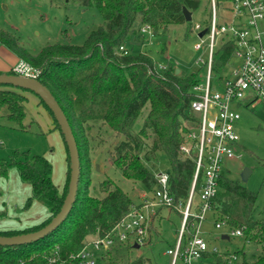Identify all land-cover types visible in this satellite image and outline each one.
Listing matches in <instances>:
<instances>
[{"label":"trees","instance_id":"trees-1","mask_svg":"<svg viewBox=\"0 0 264 264\" xmlns=\"http://www.w3.org/2000/svg\"><path fill=\"white\" fill-rule=\"evenodd\" d=\"M71 2L82 8L95 7L103 18V24L93 30L82 45L54 43L34 53L21 43L15 33L0 28V44L20 61L41 72L38 80L52 92L69 120L81 162L77 199L66 220L37 242L14 247L0 246V264H77L73 256L90 240L109 234L129 212L140 208L141 205L112 179L101 183L98 195L90 193V139H95L97 135L93 134H98L104 128L111 131L117 140L110 158L113 166L126 179L139 183L148 193L154 192L158 187L157 177L148 165L155 160L157 153H161L169 165L170 193L175 205L180 202L185 204L191 189L196 164L193 159L183 157L179 147L183 135L196 121L191 113L194 99L191 90L200 81L202 69L182 76L168 62L166 70H159L162 63L158 57L167 48L164 41L161 45L152 46H160V50L154 48L142 51L132 47L125 55L120 48H126L130 42H147L148 36L141 32L143 26L151 27L155 40H163L171 26L190 23L185 20L183 10L186 8L193 14L199 9L200 0ZM216 2L218 6L224 7L230 0ZM190 28L187 27L189 32ZM233 49V43L228 42L216 53L214 72L217 75L231 58ZM8 74L15 73L12 70ZM25 92L29 91L0 85V116L5 110L6 117L22 128H25L27 117L25 103L28 98ZM39 101L54 119L45 103L40 98ZM148 105V115L141 129L136 132L135 124ZM54 121L56 129L60 130ZM68 161L67 182L62 194L52 180V164L46 157L27 151L16 153L9 162L0 161V174H7L11 167H15L21 181L31 187L32 194L27 206L38 201L49 211V216L37 225L25 229L0 230V236L36 232L52 221L60 212L68 193L69 157ZM218 182L219 191L213 199L211 211L215 226L224 223L227 230H241L244 245H255L257 253L248 260L244 249L234 253L210 251L207 258L211 264H227L230 256L235 254L237 257L243 256L240 264H264V216H254L258 193L249 190L241 179L229 178L224 170ZM201 183L200 176L195 189V201L198 200ZM162 209L158 210L157 216ZM171 212H176L181 218L174 209ZM156 218L149 226L150 235L156 231ZM156 234L159 236L158 231ZM138 249L131 243L117 244L98 264H146L151 260L144 255L133 257Z\"/></svg>","mask_w":264,"mask_h":264},{"label":"rangeland","instance_id":"rangeland-1","mask_svg":"<svg viewBox=\"0 0 264 264\" xmlns=\"http://www.w3.org/2000/svg\"><path fill=\"white\" fill-rule=\"evenodd\" d=\"M200 2V7L192 14V21L189 24L171 26L166 38L161 41L153 39L143 44L130 42L126 49L134 47L135 50L142 51L154 48L160 50V46H155L159 43L161 45L164 41L167 48L165 53L158 57L160 63L171 62L180 70L182 76L199 71L201 66L197 65L196 61L201 54L204 58L207 57V44L203 45L202 51H195L194 46L200 39L194 27L205 26L211 17L210 0ZM225 6H218L219 23L232 20V15ZM102 24V15L95 7L82 8L71 0H0V28L15 33L21 43L34 53L48 44L82 45L89 34ZM187 27H191V32ZM153 45L155 46L152 47ZM3 49L7 51L5 47ZM1 57H4L2 51ZM200 74L204 75L205 71L202 69ZM25 94L28 98L25 103L27 111L25 128L8 119L5 110L0 116V161L9 162L16 153L27 151L32 155L46 157L52 164V180L62 194L68 175L67 144L61 131L56 129L52 115L40 104L39 98L31 92ZM238 111L241 119L236 126L240 137L237 152L241 157L226 161L224 172L235 180L241 179L244 169L250 170L248 180L242 183L249 190L258 193L254 216L260 218L264 216V105L246 102ZM148 112L149 105L144 108L135 124L136 132L143 126ZM93 135L97 137L90 139L91 195H98L101 183L106 179H112L139 203L140 193H144L143 188L139 183L126 179L111 161L110 153L117 141L114 134L104 128ZM151 142L150 139L149 143ZM148 166L155 174L169 171L167 160L161 153H157L155 160ZM31 194V187L21 181L15 167H11L7 174H0V230L25 229L37 225L49 216L48 209L38 201H33L27 206ZM156 219L154 228L159 236L156 231L151 235L148 233V243L138 249L133 257L144 255L150 258L146 264H171L167 250L177 239L181 218L176 212L162 209ZM223 234H228L227 228L216 229L213 215L208 213L202 228V236L211 249L216 248L220 252L244 249L248 260L257 253L256 246L249 243L244 245L241 237L230 236L229 240H224ZM242 259L243 256H238L237 264H240Z\"/></svg>","mask_w":264,"mask_h":264},{"label":"built area","instance_id":"built-area-1","mask_svg":"<svg viewBox=\"0 0 264 264\" xmlns=\"http://www.w3.org/2000/svg\"><path fill=\"white\" fill-rule=\"evenodd\" d=\"M210 2L209 21L205 26L194 27L200 39L194 46L195 51H202L203 45L207 44V57L201 54L196 61L205 74H200V81L191 90L194 96L191 113L196 121L183 135L179 147L180 154L193 159L196 164L187 201L175 205L170 193V173L156 174L158 187L155 191H144L140 208L129 212L109 234L90 240L73 256L77 264H98L117 244L145 246L149 226L160 208L174 209L181 215L177 239L174 246L167 250L171 264H211L207 253L220 252L210 248L202 236V228L219 191L218 181L225 162L241 157L237 152L240 137L236 128L241 119L239 107L246 102L264 105V0H230L225 8L228 7L226 9L231 13L232 20L227 23L218 22L217 2ZM203 31H206L205 34L199 37ZM141 32L149 40L154 39L150 26H143ZM228 42L234 45L233 53L217 75L214 72L215 56ZM120 51L128 55L126 48L121 47ZM166 69V64L159 65V70ZM13 72L33 79H38L41 73L24 61H20ZM200 176L202 183L195 201ZM215 227L222 229L225 224L218 223ZM228 235L243 236L241 230L233 229H228ZM237 260L238 257L232 254L227 264H236Z\"/></svg>","mask_w":264,"mask_h":264},{"label":"water","instance_id":"water-1","mask_svg":"<svg viewBox=\"0 0 264 264\" xmlns=\"http://www.w3.org/2000/svg\"><path fill=\"white\" fill-rule=\"evenodd\" d=\"M183 11L185 20L187 22H191L192 13L186 8H184ZM205 32L206 31L200 33L199 37H202ZM176 73L179 74L180 70L177 69ZM0 85L13 86L15 88L29 91L37 95L45 103L48 109L52 112L54 119L60 127V131L67 144L70 159L69 188L60 212L52 219L49 224L36 232L14 236H0V246L14 247L37 242L45 238L50 233L59 228L66 220L68 215L71 213L77 199L79 179L81 174V162L77 141L69 120L52 92L42 82H40L38 79L23 77L16 74L2 73L0 74ZM249 174L250 170L244 169L241 176V181L246 182L248 180ZM222 239L229 240L230 238L228 235H223ZM136 248L138 249L139 247L136 246Z\"/></svg>","mask_w":264,"mask_h":264},{"label":"crops","instance_id":"crops-1","mask_svg":"<svg viewBox=\"0 0 264 264\" xmlns=\"http://www.w3.org/2000/svg\"><path fill=\"white\" fill-rule=\"evenodd\" d=\"M4 47L5 46L0 44V51H2L4 54V57L0 58V73H9L20 62V59L16 55H14L9 49H7L6 47L5 48L7 49V51L9 50L8 52H11V53H8L7 51H5L3 49ZM141 195H142V192L140 193V196ZM139 200L141 201L142 199L140 198ZM140 201H138V202H140ZM223 235H228V234H223ZM229 238H230V236H229ZM231 253H234V252H231Z\"/></svg>","mask_w":264,"mask_h":264}]
</instances>
